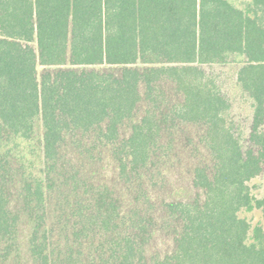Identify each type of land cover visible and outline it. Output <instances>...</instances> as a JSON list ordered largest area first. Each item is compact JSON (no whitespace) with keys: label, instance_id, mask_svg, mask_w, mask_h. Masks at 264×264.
<instances>
[{"label":"trees","instance_id":"trees-1","mask_svg":"<svg viewBox=\"0 0 264 264\" xmlns=\"http://www.w3.org/2000/svg\"><path fill=\"white\" fill-rule=\"evenodd\" d=\"M263 172L264 0H0V264H264Z\"/></svg>","mask_w":264,"mask_h":264},{"label":"rangeland","instance_id":"rangeland-1","mask_svg":"<svg viewBox=\"0 0 264 264\" xmlns=\"http://www.w3.org/2000/svg\"><path fill=\"white\" fill-rule=\"evenodd\" d=\"M222 77L225 78L226 76L222 75ZM233 102L234 103L236 102V104L237 103L239 104L238 100H233ZM237 113H240V112H237ZM249 184L251 186V189L254 195H256L257 197L264 196V172L261 176L251 180ZM247 217L253 224H257L262 221L261 213L259 210H255L252 213H248Z\"/></svg>","mask_w":264,"mask_h":264}]
</instances>
